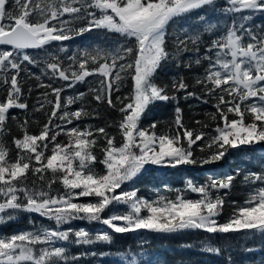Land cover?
<instances>
[{
	"label": "snow or ice",
	"instance_id": "snow-or-ice-1",
	"mask_svg": "<svg viewBox=\"0 0 264 264\" xmlns=\"http://www.w3.org/2000/svg\"><path fill=\"white\" fill-rule=\"evenodd\" d=\"M217 10L230 22L214 23ZM257 14L264 16V0H0V225L23 213L51 222L30 219V228L0 234V264H81L85 257L110 256L91 249L111 245L115 234L204 233L182 247L226 255L227 264L231 256L217 240L228 248L258 240L264 250V170L189 179L183 189L152 198L134 186L147 166L199 168L242 145L264 146V27L253 25ZM93 31L112 47L73 52L65 44ZM205 33L211 35L205 39ZM185 58V68L203 67L195 79L201 94L189 91L182 75L156 82L166 64L179 68ZM31 79L46 90L31 109L47 118L35 134L31 117L13 115L29 112L26 92L33 89L25 85ZM78 85H87V93L64 95ZM189 99L212 102V123L186 125L179 105ZM91 101L119 118L106 126L78 123L99 117ZM157 102L175 104L172 124L161 132L158 122L142 126ZM13 121L20 135L9 144ZM238 177L248 189L245 199L229 201L232 211L221 222ZM74 221L101 227L77 228ZM73 247L84 250L74 254ZM114 264H153V258L122 251Z\"/></svg>",
	"mask_w": 264,
	"mask_h": 264
},
{
	"label": "trees",
	"instance_id": "trees-1",
	"mask_svg": "<svg viewBox=\"0 0 264 264\" xmlns=\"http://www.w3.org/2000/svg\"><path fill=\"white\" fill-rule=\"evenodd\" d=\"M208 15H213L209 11ZM214 23L219 25H224L230 22L229 16L223 15L219 10L214 14ZM188 24L189 21H185ZM256 30L264 27V16L257 14L252 21ZM195 26V24H193ZM202 31V29H201ZM210 33H205L204 38L207 39ZM70 48V51L75 52L77 49L93 48V47H112L111 43L106 42L100 33L93 31L85 33L83 36H78L72 41L65 42ZM34 52L35 50H29ZM55 51V47L52 48ZM204 49H201L203 52ZM191 54H185L186 57H190ZM187 59H183L181 62V67L177 68L175 63L166 64L157 74L156 82L158 84H170L171 78L173 76L182 75L185 77V82L189 84V91H194L197 94H201V89L199 86L195 85V79L203 72L202 66H193L192 68H185L184 63ZM36 75H41L39 68H31ZM24 74L22 73V76ZM45 82H47L45 77H42ZM92 79V78H89ZM31 86L33 91L30 95L26 92L27 102L29 104V112L26 114L23 110H13V115H16L18 119L23 120L25 116L31 117V122L29 124V130L32 133H38L42 125L46 122V117L43 113H33L31 111L32 107L37 104V98L45 89L38 87V82L35 79L27 80L25 89ZM88 91L87 85H78L74 89H67L64 93L67 95H74L78 92ZM128 88H123L122 92L127 93ZM0 99H2V94H0ZM90 99V97H89ZM183 109V118L186 125L190 128H199V125L195 124L196 120L205 121L212 123L210 117L207 113L214 112L215 109L210 101L208 104H204L196 99H189L187 101L181 100L180 105ZM73 107H79V104L73 105ZM91 107H95L99 112V117L96 119H91L87 121L78 122L80 124H91L93 127L106 126V123H110L119 118V114L109 109L106 105L97 104L95 101H91ZM175 104L173 103H163L157 102L150 106L149 110L145 113L142 119V126L148 127L152 122L157 123V132H161L166 128L170 127L172 120L174 118ZM9 127L11 128L10 134L5 137L9 144H11L12 136H19L20 132L17 127L16 122H10ZM71 127V126H69ZM109 132L115 134L116 130L114 128H109ZM207 131V130H206ZM58 141H62L65 137L61 136L57 138ZM202 143V142H201ZM264 148L262 145L255 146H241L240 148L233 149L231 152L221 161L213 165H205L203 167H193V166H179L175 169L172 168H159L157 166H147L149 171L146 174H141L135 181V187L139 188V195L152 198L157 191L162 194L171 195V193L166 192L167 188H178L183 189L185 182L189 179L202 183L208 176L221 177L224 174H235L236 171L242 170L243 172L249 171H262L264 170ZM197 155H204L199 153L197 149ZM14 153H10V157ZM102 166H99L98 170H101ZM234 188L232 194L227 197V201L224 207V214L220 218L221 222L226 220L232 211V206L229 201L242 202L245 199L246 193L248 191L247 187L243 185L238 177L234 181ZM57 187V186H54ZM195 198V194H191ZM89 199V198H82ZM122 207V206H119ZM106 213L105 215H107ZM35 220L37 224L43 223L48 226L51 222L43 220L35 214L23 213L14 222L6 223L0 225V234H11L13 232L24 230L30 228L29 220ZM73 227H85L89 230H95L101 226L99 225H89L86 222L74 221ZM69 227V226H65ZM206 234H183L176 237H165V236H149L145 235L144 238H140L133 234H115V239L111 245H95L92 246L91 250L97 252H108L111 253L110 256L106 257H85L81 261V264H114L115 261L119 260V253L122 251H132L145 253V258H153V264H227L226 255H215L211 253H205L200 250V248H185L182 247L183 244L196 243L198 240L202 239ZM215 246H223L226 252L231 256V264H264V250H261L260 241L250 240L245 243L244 241L233 242L231 248L227 245H223L222 241H215ZM254 246L253 251H246L247 247ZM84 249L80 247H73L71 249L72 253L79 254Z\"/></svg>",
	"mask_w": 264,
	"mask_h": 264
}]
</instances>
